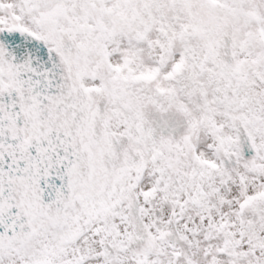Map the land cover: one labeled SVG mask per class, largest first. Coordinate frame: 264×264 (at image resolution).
Instances as JSON below:
<instances>
[{
    "label": "snow or ice",
    "instance_id": "1",
    "mask_svg": "<svg viewBox=\"0 0 264 264\" xmlns=\"http://www.w3.org/2000/svg\"><path fill=\"white\" fill-rule=\"evenodd\" d=\"M0 264H264V0H0Z\"/></svg>",
    "mask_w": 264,
    "mask_h": 264
}]
</instances>
